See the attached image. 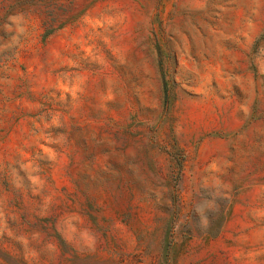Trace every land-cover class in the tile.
<instances>
[{"label": "rangeland", "instance_id": "obj_1", "mask_svg": "<svg viewBox=\"0 0 264 264\" xmlns=\"http://www.w3.org/2000/svg\"><path fill=\"white\" fill-rule=\"evenodd\" d=\"M0 264H264V0H0Z\"/></svg>", "mask_w": 264, "mask_h": 264}, {"label": "clouds", "instance_id": "obj_2", "mask_svg": "<svg viewBox=\"0 0 264 264\" xmlns=\"http://www.w3.org/2000/svg\"><path fill=\"white\" fill-rule=\"evenodd\" d=\"M13 19H16L15 17H13ZM21 32H23V28L20 29ZM211 167H215V165L213 164ZM213 188L216 189V186L213 185ZM214 198L213 199H206V201H202L201 204H198L195 208V210L197 211V213L200 215L201 217V227L202 228H206L208 226V215L207 213L209 211L212 212H218L219 209L218 207L215 206V197H222L220 196L219 192L215 190V192L213 193ZM206 204V206H202Z\"/></svg>", "mask_w": 264, "mask_h": 264}]
</instances>
